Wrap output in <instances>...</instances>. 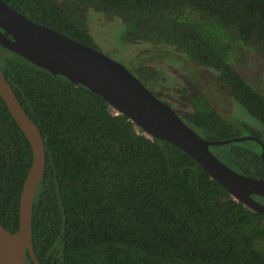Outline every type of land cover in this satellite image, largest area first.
<instances>
[{"label":"trees","instance_id":"obj_1","mask_svg":"<svg viewBox=\"0 0 264 264\" xmlns=\"http://www.w3.org/2000/svg\"><path fill=\"white\" fill-rule=\"evenodd\" d=\"M3 1L99 51L94 32L120 21L121 44L178 55L189 65L183 71L204 69L235 105L237 114L222 115L193 79L172 88L162 66H140L139 80L163 84L197 134L264 143V0ZM0 66L46 148L32 223L40 264H264V215L235 201L187 153L1 46ZM217 147L231 169L264 178L257 142ZM32 164L30 142L0 95V224L12 234Z\"/></svg>","mask_w":264,"mask_h":264},{"label":"water","instance_id":"obj_2","mask_svg":"<svg viewBox=\"0 0 264 264\" xmlns=\"http://www.w3.org/2000/svg\"><path fill=\"white\" fill-rule=\"evenodd\" d=\"M0 46L54 76H63L104 98L114 115L128 117L147 137L166 141L193 158L213 180L237 202L264 215V178L245 176L229 168L210 150L234 142L254 141L245 136L226 141L202 138L161 101L124 65L90 46L47 26L33 22L0 0ZM0 95L16 124L26 135L33 152V164L20 198V224L16 233L0 224V264H27V257L40 264L33 247V206L46 170V148L37 125L24 111L0 66Z\"/></svg>","mask_w":264,"mask_h":264},{"label":"rangeland","instance_id":"obj_3","mask_svg":"<svg viewBox=\"0 0 264 264\" xmlns=\"http://www.w3.org/2000/svg\"><path fill=\"white\" fill-rule=\"evenodd\" d=\"M102 25L101 28H98L102 31L103 35L100 32L99 34L94 32V38L98 43L100 51L108 55L114 61L124 65L135 76L140 77L138 72V67L140 66H166L167 68L164 73L167 74H163L162 72V80L167 83V85L172 84V88H190V81L188 78L190 80L193 79V84H197V86L200 87L203 94L206 95V97L212 102L214 107L217 108V110L222 115L229 113L237 114L235 105L228 99V96L225 95V92L220 87H218L215 77L208 74L207 71H204V69L195 68V73L193 71H183V69H188L189 65L179 58L178 55L161 52L140 53L142 50H131L130 46L121 44L123 26H121L120 21L116 20L110 24L105 23V26L103 25V27ZM181 63L183 69L180 67ZM159 71L161 72V70ZM191 73H193V76L190 78L189 75ZM210 150L218 159H220V149L217 146H212ZM223 163L227 165L225 162Z\"/></svg>","mask_w":264,"mask_h":264},{"label":"flooded vegetation","instance_id":"obj_4","mask_svg":"<svg viewBox=\"0 0 264 264\" xmlns=\"http://www.w3.org/2000/svg\"><path fill=\"white\" fill-rule=\"evenodd\" d=\"M90 26V25H89ZM148 66H151V65H148ZM161 66V65H160ZM163 66V65H162ZM137 67V66H136ZM163 68L166 70V66H163ZM140 67H138V72H139V76H141L140 75ZM134 75V74H133ZM137 77V76H136ZM138 78V77H137ZM138 79H140V78H138ZM153 79V78H152ZM145 84V83H144ZM155 84V83H154ZM145 85H149L148 87V89H150L154 94H155V96L156 97H158L161 101H163L164 103H168V105L171 107V108H173L175 111H176V113L178 114V112L180 113V112H182V110H180L179 109V107H181V105L182 104H180L179 102H177L172 96H170V92H169V90H167V88L163 85V84H155L154 85V87L151 85V83L150 84H145ZM190 86V85H189ZM177 105V106H176ZM179 106V107H178ZM179 116V115H178ZM181 116H183L182 115V113H181ZM180 117V116H179ZM181 118V117H180ZM264 144V143H263ZM257 198V199H256ZM255 199L258 201V202H260V203H262V204H264V200H263V198H261V197H256ZM258 198H260V200L258 199Z\"/></svg>","mask_w":264,"mask_h":264}]
</instances>
